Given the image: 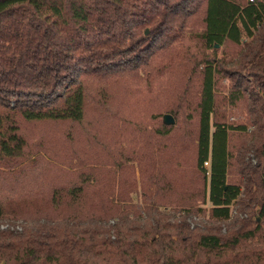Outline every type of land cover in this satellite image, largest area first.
<instances>
[{"label": "trees", "instance_id": "obj_1", "mask_svg": "<svg viewBox=\"0 0 264 264\" xmlns=\"http://www.w3.org/2000/svg\"><path fill=\"white\" fill-rule=\"evenodd\" d=\"M196 21L198 56L180 46ZM156 64L177 69L157 95L173 122L75 162L39 217L0 219V264H264V0H0V181L55 155L25 125L68 133ZM225 105L245 120L226 122Z\"/></svg>", "mask_w": 264, "mask_h": 264}, {"label": "rangeland", "instance_id": "obj_2", "mask_svg": "<svg viewBox=\"0 0 264 264\" xmlns=\"http://www.w3.org/2000/svg\"><path fill=\"white\" fill-rule=\"evenodd\" d=\"M199 30L200 26L196 21L189 27L180 43L183 49L196 56L203 52L197 38ZM219 56L218 53L217 57ZM176 70L175 66L156 64L119 77L113 86L106 89L108 111H88L81 126L72 127L68 133L60 125H25L22 131L28 140L33 142L40 138L50 146L55 155L53 154L51 159L40 160L20 176L0 181V219L31 220L39 217L44 214L36 209L40 205V197L44 200L54 186L64 188L76 182V172L72 166L75 162L93 164L96 159H115L122 151L135 148L134 139H137L142 130L154 131L160 123L163 102L157 95L162 88L171 85L176 79ZM217 85L219 94L226 93V80H219ZM222 111L224 120L228 123H240L245 120L244 111L239 106L225 105ZM249 130L250 128L247 132ZM64 133L67 137H63ZM236 141L237 137L233 135L232 142ZM179 161L184 169V176H187L193 165L192 152H186ZM99 178L100 185L105 186L107 183L103 177L100 175ZM91 188L90 186L87 189ZM33 200L37 201L30 203ZM131 201L138 205V194H132ZM204 207L206 209L208 204ZM170 208L171 206L166 205L160 209L168 212ZM75 210L85 214L90 209L82 206L72 211Z\"/></svg>", "mask_w": 264, "mask_h": 264}, {"label": "water", "instance_id": "obj_3", "mask_svg": "<svg viewBox=\"0 0 264 264\" xmlns=\"http://www.w3.org/2000/svg\"><path fill=\"white\" fill-rule=\"evenodd\" d=\"M162 120H163V123L164 124H171L173 122L172 119H171V117L169 115H164L162 117Z\"/></svg>", "mask_w": 264, "mask_h": 264}, {"label": "built area", "instance_id": "obj_4", "mask_svg": "<svg viewBox=\"0 0 264 264\" xmlns=\"http://www.w3.org/2000/svg\"><path fill=\"white\" fill-rule=\"evenodd\" d=\"M207 165V162H203V166H206Z\"/></svg>", "mask_w": 264, "mask_h": 264}]
</instances>
